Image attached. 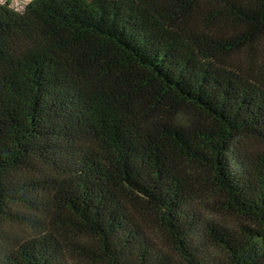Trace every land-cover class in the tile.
<instances>
[{
  "label": "trees",
  "instance_id": "16d2710c",
  "mask_svg": "<svg viewBox=\"0 0 264 264\" xmlns=\"http://www.w3.org/2000/svg\"><path fill=\"white\" fill-rule=\"evenodd\" d=\"M0 264H264V0L0 1Z\"/></svg>",
  "mask_w": 264,
  "mask_h": 264
},
{
  "label": "rangeland",
  "instance_id": "374dc122",
  "mask_svg": "<svg viewBox=\"0 0 264 264\" xmlns=\"http://www.w3.org/2000/svg\"><path fill=\"white\" fill-rule=\"evenodd\" d=\"M0 1H2V0H0ZM9 1H10V5L11 6H13L15 8H20V6H22L23 4L27 3L29 0H9ZM238 58H239V60H241V57H238ZM209 208H210L209 205L205 206V210L206 211L208 210V212H205V213H213V212L209 211ZM219 220L225 222V218H221L220 217Z\"/></svg>",
  "mask_w": 264,
  "mask_h": 264
}]
</instances>
